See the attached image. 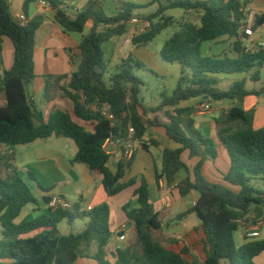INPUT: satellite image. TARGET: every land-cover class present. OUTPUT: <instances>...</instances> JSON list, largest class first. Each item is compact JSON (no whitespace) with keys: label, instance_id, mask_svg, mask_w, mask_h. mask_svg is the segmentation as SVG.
I'll return each instance as SVG.
<instances>
[{"label":"trees","instance_id":"trees-1","mask_svg":"<svg viewBox=\"0 0 264 264\" xmlns=\"http://www.w3.org/2000/svg\"><path fill=\"white\" fill-rule=\"evenodd\" d=\"M39 1L25 0V14L31 3ZM45 1L50 2L55 11V23L67 33L82 34L88 23L92 24L90 33L83 36L79 45V68L61 90L74 103V116L83 121H95L96 128L94 132L87 131L68 112L62 110H56L45 121L43 112L28 96V86L36 78V33L43 19L31 20L21 26L11 16L8 2L0 0V63L4 37H8L14 45L13 66L0 73V95H5L4 104H1L0 98V148L6 146L14 149L51 137L71 139L78 149L72 163L84 164L97 172L106 194L109 197L116 196L135 184L134 180L122 181L132 160L119 162L117 172L113 173L108 167L110 157L103 145L108 138L118 139L121 144L125 142L129 127L134 128V137L138 141L146 135L144 115L148 109L140 97L145 83L135 74L136 69L145 68V65L129 54L110 71L105 61L103 44L115 36L128 33L133 10L138 5L124 3L117 14L108 15L105 11L107 0H89L80 13L72 16L60 8L63 4L61 0ZM250 1L153 0L152 4L159 5L157 11L143 17L152 22V28L134 37V46L148 44L174 23L173 17L164 15L169 9L195 11L201 17L199 24L182 23L161 49L162 60L179 64L181 75L175 90L171 94L163 92L160 103L149 109L151 112L174 108L200 97L207 101L237 100L243 103L248 96L264 93V88L260 91L246 89L245 80L234 82L228 89H221L218 78L222 74H241L256 67H264V46L248 49L242 39L249 38L248 35L239 34L241 27L247 26ZM263 24L264 14L255 18L253 31ZM221 36L236 38L234 49L239 54L237 58L203 56L202 44ZM251 79L258 81L259 72ZM104 110L113 118L106 117ZM182 112L183 109H176L173 115L167 113L170 123L165 125L166 132L181 147L165 149L163 169L157 175V180L164 179L172 184L182 171L188 173L179 183L178 189L182 197L191 192L199 194L196 204L185 214H196L202 221V261L187 258L191 248L186 244L177 251L154 240L151 231L161 229L163 221L150 201L146 182L134 191L139 208L132 209L129 204L123 207L136 229L139 247L137 250L118 248L115 261L111 262L106 259L112 237L111 209L107 203L89 211H81L79 204L71 209H52L49 207L52 197L44 196L42 200L48 205L47 212L16 223L27 205L38 206L40 200L19 172L12 170L11 174L0 175V226L3 236L0 241V264H6L5 261L10 264H75L80 257V247L93 241L99 244L96 254L99 264H222L221 260L224 259L230 264H256L255 259L264 253V239L250 240L238 248L234 233L239 227L251 222L249 214L252 208H255L256 216H264V190L251 185L253 180H264V128L254 129L253 111H245L241 107L230 110L227 120L237 121L241 126L232 130L222 129L220 132L219 142L227 149L231 166L224 177L226 185L213 183L205 177L203 167L208 159L217 158L216 143L194 129L191 136L187 135L178 119ZM142 146L147 147L145 143ZM185 150L190 151L191 157L200 158L192 171L193 180L191 170L182 160ZM4 161L7 168L11 169L8 163L11 156L5 155ZM29 177L37 182L39 188L50 192L51 189L41 187L33 174L30 173ZM77 219H88L80 233L60 234L59 225L63 221L72 225Z\"/></svg>","mask_w":264,"mask_h":264},{"label":"crops","instance_id":"crops-1","mask_svg":"<svg viewBox=\"0 0 264 264\" xmlns=\"http://www.w3.org/2000/svg\"><path fill=\"white\" fill-rule=\"evenodd\" d=\"M9 4L10 14L15 19L18 14H25L24 3L25 0H6ZM70 15L75 16L73 12L74 9L81 12L89 0H61ZM124 3H132L138 5L136 9H148L156 4H152L153 0H107L105 3V11L108 15H115L119 12ZM248 19L246 20L247 26H251L257 16L264 14V0H251L248 7ZM152 14V13H150ZM148 14V15H150ZM28 19L35 20L42 18L43 22L41 27L36 33V45H35V73L36 78L28 86V91L38 90L45 92V103L48 106V115L45 114L44 108H38L44 114L45 121H48L51 114L56 110H62L68 112L72 118L79 123L81 126L86 128L89 132H94L96 128L95 121H83L77 119L74 116V103L62 94L61 87H66L70 82L72 75L77 72L79 68L78 55H76V50L79 49L81 41L74 37L73 35L65 32L58 24L54 21V11L51 8L43 7L39 2L31 3L28 7V13L25 14ZM147 15V16H148ZM187 16H194L192 19H188ZM133 17L143 18L145 16L134 15ZM173 17V16H171ZM201 14L195 11H185L184 17H182L183 22H193L196 24L200 23ZM174 18V17H173ZM145 19V18H143ZM176 19H174L175 21ZM178 21V20H177ZM179 24V27L182 25ZM92 26L91 23H88ZM246 26V27H247ZM245 27H241L239 32L240 36L244 34ZM85 31V30H84ZM84 36V32L82 33ZM128 37L124 39L123 48H127L129 44L132 45L133 49L129 50L126 54L134 55L138 60H140L145 68L153 73L154 76L160 79H167L171 77L172 80L169 81L166 90L164 92L171 94L177 87L180 75L181 67L179 64H169L162 60L160 52L159 54L150 53L147 50L146 45L132 44L130 39L133 34H135V27L132 24L128 25ZM82 36V39H83ZM246 45V48L252 49V43L263 44L264 45V24L258 27L254 31L252 37L245 39L242 38ZM129 40L127 44L125 41ZM236 38L230 36H221L215 40L204 42L201 46V51L203 56L210 58H231L235 59L238 57V52L234 49V43ZM109 41L103 44V50L106 49L109 52V56L115 55V48L109 46ZM147 50V51H146ZM80 51V50H79ZM105 53V51H104ZM81 55V54H80ZM125 56V57H126ZM105 61L111 69L110 60H106V53L104 55ZM119 62L125 58L120 56ZM118 62V63H119ZM14 63V45L8 37L3 39V51L1 54L0 63V73L10 70ZM173 65L172 67H169ZM114 69V67H113ZM111 69V70H113ZM110 70V71H111ZM52 76L53 78H49ZM220 86L222 89H228L234 82L239 80H245V73L233 74V75H219ZM38 87V88H36ZM52 87V88H51ZM51 88V89H50ZM50 89V91H49ZM255 99L250 96L246 97L243 103H239L237 100H231L229 103L225 101H220L218 107H212L211 103L205 98H196L189 100L187 102L181 103L179 106L174 108H167L164 111L157 113L151 112L149 109L155 106H145L148 110L145 111L144 120L147 123L146 135L141 141L137 143V148L135 150L131 166L126 171L123 182H128L129 180H134L135 184L128 189H125L116 196L109 197L101 183V177L97 172L91 171L86 165L79 163H72L77 150L74 154L66 156L58 148H45L40 146L35 149L36 161L31 156L26 157L17 156V151L14 149H9L8 147H1L0 152L2 153L1 159L4 168H7V163L4 161L5 155L11 156V161L8 163L11 166L10 171L17 170L19 174L30 175L33 174V170L38 169L37 172H42L41 175L47 179L43 189H51L50 192H46L37 186V182L34 181V189L38 190L36 194L37 198L39 196L43 199L44 196H57L65 199L70 204L71 202L62 194L63 190L73 191L75 197H78L81 201V211H89L95 206L107 203L111 209L110 215V226L112 230V237L107 247V255L109 261L114 262L115 256L117 254V249H124L125 247L133 248V242L137 239V232L132 223L128 220L123 207L129 204L132 209L139 208V202L136 197H134V191L140 187L143 182L148 184L150 201L154 205L157 212L160 213L163 225L159 230H152L151 234L155 241L161 243L162 246L179 250L183 245H188L191 250L188 255V259L202 261L204 257L203 250L201 248L200 242H195L189 234L185 232L183 223L192 215H186L192 206L196 204L199 199V194L196 192H191L185 197L180 195L178 185L187 176L186 171H182L178 174L177 179L172 184H168L164 179L157 180V175L161 174L163 169V153L165 149H177L181 146L174 142L167 134L165 125L170 123L167 113L174 114L176 109H183L184 112L179 116V122L186 132L187 135L191 136L192 129L196 130L204 137L210 138L216 143L217 158L208 159L203 167V173L205 177L213 182L226 185L224 180L225 175L229 172L231 166V160L227 149L222 146L219 142V136L222 129H237L241 126L237 121H228L227 115L230 110L234 107H241L245 111H253V127L254 129L264 128V93L260 95H252ZM5 98V95H4ZM30 98V97H29ZM34 101V98H30ZM204 104L211 105V111H219L220 115L218 117L208 119L207 121L197 122L196 116L206 115L198 114L197 109ZM52 109L53 112H50ZM142 113H144L142 111ZM153 122L156 124L154 125ZM234 124L236 125L234 127ZM188 131V133H187ZM51 137L46 140H50ZM60 139V138H56ZM38 141V140H37ZM154 141V142H153ZM35 143V142H34ZM142 143H145L147 147H143ZM77 147V146H76ZM108 149L112 152L109 155L108 167L113 172H117L118 163L122 160V151L120 147L115 143L110 144ZM5 151V152H4ZM182 160L191 170L190 176L192 180L194 179L193 169L200 161L199 157H191L190 151L185 150L182 153ZM25 172V173H24ZM30 178V177H29ZM39 181V180H36ZM40 182V181H39ZM59 185V191H53ZM63 185V186H60ZM57 188V189H58ZM234 190H239V188H233ZM36 191V190H34ZM170 195L171 197H169ZM190 199L192 206L189 208H184V199ZM40 200L38 206H36L32 212H29L24 220L32 219L41 215L48 210V205ZM169 199L171 203H169ZM182 204L181 206L179 205ZM72 205V204H71ZM173 215H180L178 218H172ZM196 215V214H195ZM251 215H249L250 218ZM85 224L88 219H84ZM129 225L131 227L129 228ZM126 230L123 239L118 237V233ZM155 232V236L153 235ZM36 233H33L35 235ZM161 235L165 240H168L169 245L164 242H159L157 240L158 236ZM188 239L189 242H184ZM179 242L178 245L174 246L175 242ZM95 244L93 247L92 245ZM99 249V244L97 241H93L89 244H83L80 247V257L75 262V264H99L96 260V254ZM262 253L260 256H262ZM4 263L10 264V262L5 261ZM230 264V262H229Z\"/></svg>","mask_w":264,"mask_h":264},{"label":"rangeland","instance_id":"rangeland-1","mask_svg":"<svg viewBox=\"0 0 264 264\" xmlns=\"http://www.w3.org/2000/svg\"><path fill=\"white\" fill-rule=\"evenodd\" d=\"M159 5L156 4L153 7H150L148 9H134L133 10V14L134 15H140V16H147L150 13H155L158 9ZM184 10L183 9H179V8H174V9H169L165 12V17H171L173 16L174 19H176L174 21V23L172 25H170L167 29H165L160 35H158L153 41L149 42L148 45L146 46L147 50L150 51V53L153 54H159V51H161V49L163 48L164 44L172 37V35L177 32L179 30V24L183 22L182 17H184ZM188 19H192L194 18V16H187ZM178 20V21H177ZM91 31V25L88 24L85 28L84 31V35L89 34ZM70 35H73L74 37H77L80 41L82 40V36L83 34L81 33H68ZM128 37V34L124 35V36H115L113 37L110 41H109V46H113L115 48V55L114 56H109V52L106 49V46L104 48V51L106 53V60L111 62V69H115V67L120 64L119 59L121 58L120 56H126L127 52L129 50H132L133 47L131 44L128 45L127 48H123V42L124 39ZM146 50V51H147ZM76 55H78L79 61L81 58L80 55V51L79 49L76 50ZM119 62V63H118ZM173 65H170L169 67H172ZM109 69V70H111ZM113 69V70H114ZM111 70V71H113ZM259 72V80L255 81L252 80L251 77L256 73ZM135 74L140 77L145 85L142 88V92H141V99L144 103V105L147 106H157L160 103L161 100V94L164 92V90H166L165 88H167L169 81L172 80L171 77H168L167 79L163 80L160 78H157L156 76L153 75V73L149 70H147L146 68H142V69H136L135 70ZM245 81H246V89L248 90H256V91H260L261 89L264 88V67L263 68H253L251 69L249 72L245 73ZM38 88V87H36ZM52 88V87H51ZM50 88V89H51ZM220 88L222 89L223 87L220 86ZM49 89V91H50ZM28 96L30 98H34L35 100V105L37 108H44V112L46 115H48V106L45 103V92L43 91H38V90H31V88L28 91ZM252 99H255V97L250 96ZM1 98V104L5 103V98H4V94L2 93L0 95ZM202 98H200L199 100H201ZM202 101V100H201ZM226 103H229L231 100H223ZM212 105V107H218L219 102L218 101H209ZM50 112H53L52 109H50ZM220 115L219 111H211L210 113L206 114V115H199L196 116V121L197 122H202V121H207L208 119H212L215 117H218ZM36 124H38V122H36ZM236 125L234 124V127ZM188 133V131H187ZM58 150H60L61 152H63L66 156H70L72 154H74V151L77 150V147L75 145V143L71 140V139H67V138H60V139H56V138H52L50 140H38L35 143H31L28 145H22V146H17L14 148V151H17V156H20V159L22 158V156L26 157L29 155L31 156V158H34L36 161V157H34V153H35V149H37L40 146H44L45 148H58ZM6 147V146H5ZM5 152V151H4ZM28 154V155H27ZM1 155L2 153L0 152V175L2 176H6L7 174H11L12 171L4 168V166L2 165V159H1ZM38 169H35V171L33 170V176L36 180H39V184L43 187V185H45V183L47 182V179L44 178L43 175H41L42 172H37ZM25 173V172H24ZM20 175L24 178V180L26 182H28L31 186H32V190L34 192V194H38V190L40 189H34L35 186H33L34 181L29 179L28 175H22L20 173ZM251 185L258 189V190H264V180H253L251 182ZM63 186V185H60ZM59 185L53 189V191L55 192H60L59 190ZM58 188V189H57ZM36 190V191H34ZM63 192L62 194H64L66 196V198L71 202L72 206L74 205H80L81 208V201L79 200L78 197H75L73 194V191H69V190H63L61 191ZM169 197H171L170 195H168ZM39 199L41 200V196H39ZM169 203H171L170 199H169ZM179 205L181 206L182 204L179 203ZM183 205L185 206L184 208H189L192 206V202L190 199H184ZM36 206L33 204H29L27 205L20 217L16 220V223H20L25 219V216L29 213L32 212V210L35 208ZM249 215H256V211L255 208L250 211ZM264 215V214H263ZM178 216L180 215H173L172 218H178ZM250 216V218H251ZM184 228H185V232L189 234V237H192L194 239L195 242H200L202 238H204V233L202 230V221L195 215L192 214L184 223ZM85 228V221L83 219H77L72 225H70L67 221H63L60 225H59V231L60 234L62 235H67L69 233H74V234H78L80 233L83 229ZM155 236V232L153 234ZM3 236H2V227L0 226V241L2 240ZM234 239H235V243L236 246L239 248L242 244L247 243L250 241V239L245 238L244 235V229L243 227H239V229L234 233ZM259 240L264 239V228L261 229V237L258 238ZM157 240L159 242H164L166 245H169L168 240L164 239L163 237H161V235L158 236ZM185 243L189 242L188 239L183 240ZM134 246L133 248H135L136 250L138 249L139 245L137 244V239L133 242ZM161 244V243H160ZM188 244V243H186ZM95 244L92 245V247ZM107 260H109L107 258ZM222 264H229V261L226 259L221 260ZM255 263L256 264H264V254L262 256H258L255 259Z\"/></svg>","mask_w":264,"mask_h":264},{"label":"built area","instance_id":"built-area-1","mask_svg":"<svg viewBox=\"0 0 264 264\" xmlns=\"http://www.w3.org/2000/svg\"><path fill=\"white\" fill-rule=\"evenodd\" d=\"M39 3L43 7L51 8L53 10L52 5L48 1L40 0ZM60 8L65 9L67 11L65 4H62L60 6ZM73 12L75 13V15L80 13L76 9H74ZM15 20L21 26L27 25L30 21L25 14L16 15ZM129 24H132L135 27V34H133L131 36V38H130L131 40H133V38L136 36L147 33L152 28V22L151 21H149L147 19L140 18V17H133L130 20ZM244 33L246 35H248V37H252L254 35L252 25L245 27ZM127 42H129V40H126L125 44H127ZM260 46H264V45L252 43V49H255V48L260 47ZM210 110H211V105L210 104H204L200 108L197 109V113L198 114H206V113L210 112ZM103 114L106 117H108L109 119L113 118V116L110 115L107 112V110H104ZM134 135H135L134 128L129 127L128 136H127V139L125 142H123L121 144L118 139L108 138L106 140L105 144L103 145V149L106 151V153L108 155H110L112 152L108 149V147L110 146V144L115 143L117 146L120 147V150L122 151V160L121 161L128 162V161L133 159L135 150L137 148V143L139 142L138 140L135 139ZM49 207L52 209H56L58 207H62L64 209H71L72 205L68 201H66L65 199H62L61 197L53 196L51 198L50 203H49ZM262 228H264V216L252 215L251 216V222L248 225L247 224L243 225L244 235H245V237H247L250 240H256V239L261 237V229ZM123 238H124V236L121 237V239H123Z\"/></svg>","mask_w":264,"mask_h":264},{"label":"water","instance_id":"water-1","mask_svg":"<svg viewBox=\"0 0 264 264\" xmlns=\"http://www.w3.org/2000/svg\"><path fill=\"white\" fill-rule=\"evenodd\" d=\"M245 39L247 40V38H245ZM130 227H131V225H129V228ZM125 233H126V230L121 231L120 233H118V237L121 238V237L125 236ZM121 248H123V247L121 246Z\"/></svg>","mask_w":264,"mask_h":264}]
</instances>
